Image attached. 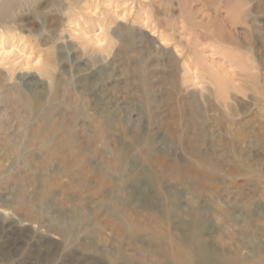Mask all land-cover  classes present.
Segmentation results:
<instances>
[{"label": "rangeland", "instance_id": "obj_1", "mask_svg": "<svg viewBox=\"0 0 264 264\" xmlns=\"http://www.w3.org/2000/svg\"><path fill=\"white\" fill-rule=\"evenodd\" d=\"M0 46V264H264V0H0Z\"/></svg>", "mask_w": 264, "mask_h": 264}, {"label": "bare ground", "instance_id": "obj_2", "mask_svg": "<svg viewBox=\"0 0 264 264\" xmlns=\"http://www.w3.org/2000/svg\"><path fill=\"white\" fill-rule=\"evenodd\" d=\"M96 42L97 43L98 42L101 43V42H103V40L102 39H97ZM2 44H3V42H2ZM0 50H3L2 54H1L2 56L7 57L8 55L11 54V51L6 50L5 47L0 46ZM40 60L41 59H39L38 61L41 62ZM195 67L197 69V72H196V74H194V76H192V79L200 78V71L202 70L208 75L210 82L213 85H216V87H217L219 92L228 93L226 85L223 83V81H221L222 79L219 77V75L216 76V72L214 70H212V69L211 70L210 69H208V70L200 69V66L197 65V64L195 65ZM49 68H50V65L45 62V64L42 66L41 72L44 73V74H48L49 73ZM190 70L191 69H189L188 67L186 68L187 72H189ZM30 81H32V80H30Z\"/></svg>", "mask_w": 264, "mask_h": 264}]
</instances>
